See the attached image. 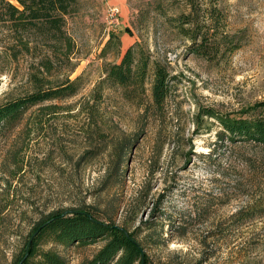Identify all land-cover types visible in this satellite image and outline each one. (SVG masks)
Returning a JSON list of instances; mask_svg holds the SVG:
<instances>
[{"label": "rangeland", "instance_id": "obj_1", "mask_svg": "<svg viewBox=\"0 0 264 264\" xmlns=\"http://www.w3.org/2000/svg\"><path fill=\"white\" fill-rule=\"evenodd\" d=\"M190 12L207 59L180 33L178 18ZM66 29L79 93L47 103L59 108L44 118L31 110L0 137V264L28 248L40 219L78 208L134 233L149 264H264V217L245 216L264 204V157L219 144L209 114L244 117L264 106V0H78ZM8 41L0 27V104L29 90L31 58L11 60ZM130 47L149 67L144 93L126 98L105 69ZM154 65L168 76L160 110ZM46 239L36 259L50 252L68 264L105 244Z\"/></svg>", "mask_w": 264, "mask_h": 264}, {"label": "trees", "instance_id": "obj_2", "mask_svg": "<svg viewBox=\"0 0 264 264\" xmlns=\"http://www.w3.org/2000/svg\"><path fill=\"white\" fill-rule=\"evenodd\" d=\"M77 7L78 0H0V27L4 28L9 40L6 51L13 61L20 56L31 58L27 73L29 90L0 104V137L16 128L31 110L42 112L41 118H44L46 114H55L59 108L47 103L70 99L79 93L81 77L70 79L77 66V47L66 29L67 18L77 12ZM178 23L180 33L192 43V53L200 58H209L204 34L197 43L198 15L197 19L192 18L191 12L181 15ZM148 67V57L137 55L130 47L118 63L105 69L106 80L121 88L126 98L138 96L145 91ZM168 92L165 70L154 65L152 106L160 110ZM209 114L220 127L216 133L219 144L227 141L232 147L253 148L264 157V106L244 117ZM37 126L41 128V123ZM247 212L245 216L250 219L264 217V204L251 205ZM33 233L36 235L31 244L27 249L24 247L11 264H68L64 257L50 252H43L36 259V247L42 238H49L64 247L91 246L100 240L105 242L93 257L80 264H149L134 233L114 223L101 222L86 208L49 213L36 223Z\"/></svg>", "mask_w": 264, "mask_h": 264}, {"label": "built area", "instance_id": "obj_3", "mask_svg": "<svg viewBox=\"0 0 264 264\" xmlns=\"http://www.w3.org/2000/svg\"><path fill=\"white\" fill-rule=\"evenodd\" d=\"M118 11L116 9L111 10V16H115Z\"/></svg>", "mask_w": 264, "mask_h": 264}]
</instances>
